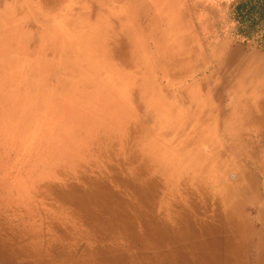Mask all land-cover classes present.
Returning a JSON list of instances; mask_svg holds the SVG:
<instances>
[{
  "label": "rangeland",
  "instance_id": "1",
  "mask_svg": "<svg viewBox=\"0 0 264 264\" xmlns=\"http://www.w3.org/2000/svg\"><path fill=\"white\" fill-rule=\"evenodd\" d=\"M259 1L0 0L1 234L32 262L81 254L92 231L68 192L149 211L142 176L162 218L234 215L225 264H264Z\"/></svg>",
  "mask_w": 264,
  "mask_h": 264
},
{
  "label": "bare ground",
  "instance_id": "2",
  "mask_svg": "<svg viewBox=\"0 0 264 264\" xmlns=\"http://www.w3.org/2000/svg\"><path fill=\"white\" fill-rule=\"evenodd\" d=\"M138 180L135 187L138 193L133 196L144 198V188L149 211L143 209L145 201L131 205L116 192H100L94 187L95 183L65 194L68 205L74 207L76 215L88 221L92 231L90 246L83 253L62 250L54 253L51 259L37 254L38 261L32 262L28 245L16 246L11 237L0 232V264H70L71 261L74 264H225L236 258L235 229L232 228L228 236L223 233L225 224L230 225L234 220L233 214L226 219L215 217L211 224L186 214L173 217L172 211L171 215L165 212L162 218L153 198H148L153 182H146L142 176ZM107 215L111 216V222L103 225L104 220H100ZM221 244L225 245L227 256L220 260ZM63 251L66 255L61 257Z\"/></svg>",
  "mask_w": 264,
  "mask_h": 264
},
{
  "label": "trees",
  "instance_id": "3",
  "mask_svg": "<svg viewBox=\"0 0 264 264\" xmlns=\"http://www.w3.org/2000/svg\"><path fill=\"white\" fill-rule=\"evenodd\" d=\"M259 3H261V4L260 5L259 4H252L249 7L248 12H253V10H257V12H259L260 15L264 16V2L259 1Z\"/></svg>",
  "mask_w": 264,
  "mask_h": 264
}]
</instances>
